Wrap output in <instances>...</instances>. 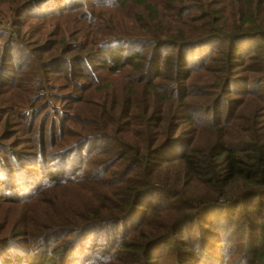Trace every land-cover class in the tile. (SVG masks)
<instances>
[{"label": "trees", "instance_id": "trees-1", "mask_svg": "<svg viewBox=\"0 0 264 264\" xmlns=\"http://www.w3.org/2000/svg\"><path fill=\"white\" fill-rule=\"evenodd\" d=\"M43 1L0 0V14L7 10L16 15L26 4L30 6ZM214 6L210 0H203L199 8L204 21L199 25L204 29L202 32L193 31L178 37L175 35L177 24L159 19L160 11L152 0H90L57 16L79 17L90 24V34L83 37L86 42L77 47H71L73 45L66 36L56 31L38 28L30 18L15 16L11 22L0 19V74L4 70L6 48L37 47L46 42L50 46L47 52L37 50L48 55L50 60L22 69L27 73L41 70L45 80L49 81L46 84L41 81L36 92L44 93L47 87L57 88L46 64L67 61L68 57H75L79 67L74 70L69 62L63 70L69 66L71 74L89 82L82 86L86 97L78 98L73 104L72 110L77 117L70 121L87 132H78L71 141L59 144L56 151L46 147L44 139L31 150H27L18 138L9 143L12 138L7 137L9 127L0 125V149L4 144L7 148L10 144L17 147L11 152L10 160L23 163L32 158L39 161L40 156H45L41 158L42 165L49 166L45 175L51 176L46 188L48 192L44 194L51 200H42V192L37 186L25 200H8L3 193L11 194L10 191L21 189L23 185L35 186L39 180L34 176L39 173L12 167L11 173L21 177L9 173L0 175V209L13 212L10 217L0 219V264H120L127 258V264H170L155 259V254L158 256L163 249L156 250L157 246L165 243L169 248L167 256L175 252L180 258L195 243L196 238L188 234L193 227L192 232L204 239L197 249L198 255L203 256L205 251L201 248H210L209 237L215 235L214 230L225 231L228 223L234 224L237 217L242 220L249 215L246 208L234 213L232 207L264 195V108L254 109L246 131L237 133L221 121L220 110L223 98L241 74L239 69L248 68L250 64V70H264V0H250V8L244 7L241 0L233 5L232 21L241 14V25L228 23V17ZM111 17L112 21L127 22L129 30L118 31L110 21ZM247 21H250L249 27ZM155 23L160 24L159 32L167 30V33H158ZM53 37L58 38L55 44L49 43ZM212 39L227 42V45L218 44L216 55L209 59L216 69L207 67L206 60L200 66L191 67V58L195 56L186 59V49ZM256 39L261 41L258 47L250 46L248 59L249 49L245 44ZM136 42L146 46L157 44L159 52L168 42L179 51L170 50L166 57L160 52L157 58L154 54L147 58L133 51L125 56L115 52L113 61L99 56L106 44L127 46ZM253 53L257 56L253 57ZM97 58L99 62L93 65ZM110 76L114 83L109 81ZM196 78L201 85L194 84ZM6 79L1 76L0 114L5 116L13 111L27 110L35 101L28 95L31 91L14 86L2 89V81ZM251 86L246 91L244 103L260 100L255 87ZM109 88H112L111 100H107L105 94ZM201 88L207 89L208 94L202 93ZM55 94L52 98H59ZM38 95L41 100L47 99V93ZM205 96L209 98L201 101ZM262 99L264 101V95ZM42 110L44 106L36 107L37 112ZM210 112H214L212 116ZM182 114L185 128L179 122ZM81 115L86 118L82 120ZM195 128L207 134L206 137L196 138L188 144L180 142V132ZM56 129H59L57 121ZM97 139L106 140L107 145L79 152L84 143ZM172 145L179 149L162 157L165 148ZM54 163H58V173L53 171ZM38 165L36 163L34 168ZM87 167L94 171H83ZM68 171L70 175L66 177ZM83 177L90 184L85 183ZM71 188H77L79 194L63 197ZM152 191L158 192L159 197L150 202L146 197ZM23 192L21 190L19 194ZM142 209L148 212L141 220V226L129 235L135 240L129 243L127 237L112 240L113 233L96 236L92 244L89 238L83 240L87 232L98 227L120 225L121 231L127 214ZM209 215L221 218H208ZM22 219L28 225L23 233L21 226L8 229ZM136 231L138 233L132 235ZM22 234L27 237L23 244L29 245L30 251L20 255L12 244ZM257 238L261 243L250 246L249 264H264V233ZM110 244L126 253L111 257V262L100 261L101 251L107 250ZM5 250L8 255L2 257ZM192 259L193 255L187 254L176 264H189ZM214 260L218 262L216 256ZM232 260L233 256L227 263Z\"/></svg>", "mask_w": 264, "mask_h": 264}, {"label": "rangeland", "instance_id": "rangeland-1", "mask_svg": "<svg viewBox=\"0 0 264 264\" xmlns=\"http://www.w3.org/2000/svg\"><path fill=\"white\" fill-rule=\"evenodd\" d=\"M158 7L160 11L159 19H163L165 23L169 20L174 21L177 24L175 26V35H186L190 32H202L204 29L199 26L202 22L201 20V11L200 6L202 5L203 0H152ZM221 1L223 5L221 6ZM240 0H210V2L214 3L215 9H221V12L228 17L226 20L228 23H232L231 25H241V14L234 18L232 21L231 11L233 5ZM45 0L43 2L32 4V5H25L24 8L20 9L16 15H13L11 12L4 10L3 14H0V19L5 20L6 22H11L15 16H21L23 18H30L37 23L38 28H49L50 31H56L59 35L66 36L69 43H71V47H77L86 42V39L83 38L85 35H89L91 31L90 24L85 21L83 18L68 16V17H57L59 15H64L69 13L71 10L77 9L81 4L88 3L90 0ZM242 4L246 8H250V0H241ZM237 11L239 9L237 8ZM249 13V12H248ZM111 23L117 27L118 31H128L129 27L127 26V22H121L119 20H113L112 17L110 19ZM183 21V22H181ZM247 27L250 26V21H247ZM48 25V26H46ZM10 26V25H9ZM155 29L158 33L166 34L167 30L163 32H159L160 24H154ZM12 30V27H9ZM79 34L80 36H76ZM1 36V33H0ZM58 38L53 37L49 43H56ZM167 40V39H164ZM205 40V39H203ZM209 40V39H208ZM138 41V39H137ZM260 39L253 40L250 43V40L247 41L245 46H247L248 53L247 57L250 59V46L258 47V43ZM166 42L162 45L160 52L166 57V54L170 50H175L178 52L179 50L173 46L169 45ZM220 44L227 45L226 41H217L211 40L206 42V44L195 45L186 49L185 58L189 59L193 56L195 58H191V64L195 66H200L206 60L207 67L211 66L213 69H216L214 64L209 61V59L216 55L217 46ZM149 45V44H148ZM12 47V46H11ZM9 47L4 50L5 52V59H4V70L0 74V81L1 76H5L7 79L2 81V89L4 86H14L20 87L22 90L31 91L28 95L31 98H35L31 105L25 111H13L8 113L5 116L0 114V125L4 128L6 125L8 128V140L9 143L16 138L22 140L27 150H31L33 145L38 143L40 140L44 139V144L46 147L50 148L53 151H56V147L59 144H62L67 141H71L74 136L78 132H87L84 128L80 126H73L70 121L76 118V114L73 112V104L78 100L80 97H86V95L82 92L83 85H88L89 82L87 80L79 79L77 74H71L69 70V66L66 68L67 70H63L64 66H66L69 62L72 63L73 69L76 70L79 66L75 63V57L71 58L68 57L67 61H59L58 63L54 64H46L48 68V74L51 75V79H54L53 84L56 85L57 88L47 87L44 93L36 92L35 89L38 87L41 81L44 83H49L44 78V74L41 70H33L31 73L24 72L22 69L26 66L35 65L36 63H46L48 60V55L43 54L40 51L47 52L49 50V45L46 42H42L37 47H29V48H21L17 47ZM39 47V48H38ZM40 51H38V50ZM99 54V56H104L107 58L108 61H113V53H117L119 55H127L130 52L134 53H141L144 54L147 58L150 54H154L153 57L157 58L159 52V46L154 44V46H146L140 44L139 42L130 43L126 45H116L106 44ZM154 51V52H153ZM3 50H1V53ZM158 54V55H157ZM253 57L257 55L255 53L252 54ZM33 59L34 62H28L29 60ZM175 56L172 57V64L175 62ZM99 62L97 58L93 65H96ZM205 64V65H206ZM35 69V68H34ZM241 74L238 75L234 83L232 84L229 94L223 98V107L220 110V114L223 116L221 117V121L224 122L233 132H240L246 131L245 127H247V121L250 119V113L256 108H264V101H262V96L264 95V70H256L252 68L250 70V64L248 68L239 69ZM109 81L114 83V78L109 77ZM195 85H201V81L199 79H195ZM251 87H255V92L258 93L259 99L256 101H247L248 103H244V98L248 95L246 93L247 89ZM57 89V90H56ZM202 93L208 94L207 89L201 88ZM236 89L238 91H236ZM111 91L112 88L106 90V97L107 100H111ZM44 95L47 93V99L41 100L38 96ZM50 93L51 95L49 96ZM53 93H57L59 98H52L56 96H52ZM208 96H205L203 100L205 101L208 99ZM63 99V100H62ZM66 101V102H65ZM44 106V110L41 112L36 111V107ZM31 113L33 116H31ZM214 112H210L209 115L212 116ZM24 115V116H22ZM27 115V120L25 119ZM82 120L86 117L84 115L79 116ZM56 121H57V128L56 129ZM179 122L184 125L185 128V120L183 119V114L179 118ZM60 123L62 131H60ZM52 125V127H51ZM180 136V142H184V144H188L190 141L200 138L206 137L207 134L201 132L200 129L195 128L189 131L183 130ZM89 136V135H87ZM173 144V143H172ZM107 145V141L104 139H97L92 142L84 143L79 149V152H85L87 150L103 148ZM179 146L172 145L168 148H165L163 151L162 157L167 156L166 153L170 154L175 153L176 149ZM17 147L15 144H10L7 148L4 145L1 146L0 149V175L9 173L16 178H19L17 174L11 173L12 167H24L26 170L25 172L31 171L36 174L34 177H37L39 181L35 182V186L28 187V185H23L21 189H15L10 191L11 194H7V192L3 193L2 195L8 200H22L27 199L32 193L36 186L38 190L42 192V200H51V197H44V194L48 192L46 189L49 186V179L50 175H45L48 171L49 166H43L41 158L45 156H40V160L38 161L36 158H32L30 160H25L23 163H16L13 160H10L11 152L16 151ZM36 163H39L37 168H34ZM33 167V168H30ZM53 171L58 173V163L52 164ZM5 171V172H4ZM14 171V170H13ZM83 171L86 172H93L94 170L91 168H84ZM70 172L68 171L66 177H69ZM29 177V175H28ZM40 177V178H39ZM83 181L87 184H90V181L86 180V177H83ZM83 183V187L85 185ZM45 189V191H43ZM23 190V194H19V191ZM77 188H71L67 190L63 197L70 198L75 197L79 194L77 192ZM26 195V196H24ZM155 195V196H154ZM159 197V193L156 191L149 192L146 199L148 201L156 200ZM47 204V201L44 202ZM242 208H246L249 215H247L244 219H240L239 217L236 218V222L234 224L228 223L227 227L224 230H214V234L211 238L209 237V242L212 243L210 248L206 250L204 246H202V250H204V255L199 256L198 252V244L203 243L204 239L201 238L202 235H198L195 231L192 232L193 227H190L188 234L191 233V237L196 238L195 243L191 245L190 248H187V254L193 255V260L189 264H249L247 259L250 260V246H257L261 241L257 238L260 233H264V195L259 197L252 198L248 201L241 202L237 204V206L232 207L233 212L240 211ZM148 212L147 209L133 211L127 214V218L125 219V224L122 226L121 231L119 230L120 225L112 226L109 225L107 227H98L94 230H91L86 233L83 237L89 238V242L92 244L93 240L96 239V236L102 237L106 235L112 234L110 238L112 240L118 238H125L127 237V243L131 242L132 239L135 240L134 236L130 237L132 230H136L138 227L141 226V220L143 219L144 215ZM239 213H237L238 215ZM13 215L11 210H4L0 209V219L3 220L5 217H10ZM208 218H216L220 219L219 215H209ZM239 221V222H238ZM238 222V223H237ZM225 225V223H224ZM17 226H21L22 233L28 225L26 224L25 220H20L18 222H14L8 229H15ZM138 232H134L132 235H136ZM122 235V236H121ZM108 238V237H107ZM213 239H217L215 242H212ZM27 240V237L22 235L18 236L16 242L12 245L18 249V253L20 255L25 254L26 252L30 251L29 245H24L23 241ZM249 245V247H248ZM163 248L159 251V255L155 254V259L158 258L165 262L177 263L180 258H184L187 254H182L180 258L176 256V253L173 252L170 256H167V252L169 251L168 246L165 243L156 247V250ZM248 247V248H247ZM261 247V246H260ZM87 248V247H86ZM85 248V253L87 254V250ZM12 251V249L10 250ZM102 257H100V261L105 260L106 262H111V257L117 256L119 253L125 254L126 252L120 249L115 248L114 245L110 244L107 250H102ZM236 253V255H234ZM8 255V252L1 253L2 257ZM215 256L218 258V262H215ZM233 256V260L227 261ZM90 257V256H89ZM191 261V260H190ZM129 262V258L124 259L123 262L120 264H127ZM215 262V263H214ZM53 263H55L53 261Z\"/></svg>", "mask_w": 264, "mask_h": 264}]
</instances>
